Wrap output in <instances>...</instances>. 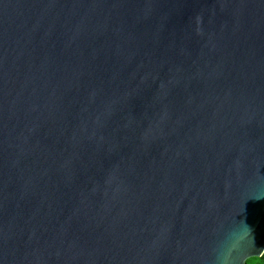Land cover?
Segmentation results:
<instances>
[{"label": "water", "instance_id": "95a60500", "mask_svg": "<svg viewBox=\"0 0 264 264\" xmlns=\"http://www.w3.org/2000/svg\"><path fill=\"white\" fill-rule=\"evenodd\" d=\"M264 254V0H0V264Z\"/></svg>", "mask_w": 264, "mask_h": 264}, {"label": "trees", "instance_id": "16d2710c", "mask_svg": "<svg viewBox=\"0 0 264 264\" xmlns=\"http://www.w3.org/2000/svg\"><path fill=\"white\" fill-rule=\"evenodd\" d=\"M247 264H264V254L259 258L253 257L248 259Z\"/></svg>", "mask_w": 264, "mask_h": 264}]
</instances>
